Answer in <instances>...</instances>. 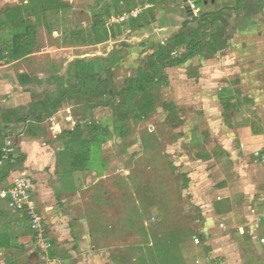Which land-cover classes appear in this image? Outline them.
I'll return each instance as SVG.
<instances>
[{
  "label": "crops",
  "instance_id": "crops-1",
  "mask_svg": "<svg viewBox=\"0 0 264 264\" xmlns=\"http://www.w3.org/2000/svg\"><path fill=\"white\" fill-rule=\"evenodd\" d=\"M249 1L204 0L200 15L220 10L224 17L227 13L238 15L237 30L228 35L217 51L202 49L185 64L165 70L170 81L167 89L173 99L185 95L187 88L190 100H202L204 110L201 116L197 109L191 112L187 121L191 124L189 132H182L181 126L178 130L174 128L172 135L173 147L179 150L178 171L188 172L187 193L195 196L192 201L200 200L203 214L201 222L190 227L199 243L188 240L181 246L186 258L194 262L190 264H264V0H253L259 4L255 13L247 12ZM215 6L218 9L210 11ZM76 8L79 20L74 22ZM188 11L191 10L186 9L185 2L180 5L173 0H0V125L4 116L14 110L30 113L29 122H35L37 115L43 118L39 123L41 133H11L6 139L4 148L12 141L15 151L5 156L2 150L0 190L16 177L27 174L33 177L37 186L35 201L46 217L52 246L55 243L57 248H65L67 262L81 256L78 264H118L116 259L120 258L115 257L116 246L102 240V236L106 240L111 232L97 230L103 225L100 221L103 214L93 220L84 213L78 217L71 201L79 195L86 174L70 170V154L79 153L81 148L70 146L66 150L64 143L50 142L64 137L68 130L74 132L83 117L73 122L72 129H65L63 109L51 106L50 110H44L48 100L41 99L40 93L52 92L53 80L45 75L47 72L29 64L37 56H62L65 47L94 48L109 44L106 58L121 59L112 71L124 65L123 72L129 78L123 85L127 88L130 78H136L140 67L157 55L162 45L187 32L186 21H190L193 29L198 28ZM101 22L109 30V40L100 37L102 40L96 43L92 26ZM28 26L36 29L33 51L25 58L12 59L14 39L26 34ZM76 32L78 37L74 36ZM66 35L70 37L69 46H65ZM49 39H55L59 45L52 50L50 45L41 47V41L48 43ZM210 39L208 35L205 41ZM128 43H134L133 50L138 48L141 53L138 59L126 58L124 62L117 46ZM139 58L145 61L141 62L143 65L139 64ZM73 68V81L78 83ZM181 68L185 80L179 76L173 80L170 71ZM111 80L113 87L115 83ZM172 102L176 107L180 105ZM60 104L62 107L65 102ZM163 109L170 113L166 105ZM75 115H66V120L71 122ZM176 117L174 120L179 121L180 117ZM149 119L148 115L145 121ZM10 156L13 159L6 161ZM19 222H24L32 232L19 212L9 206L0 209V264H19L8 257L9 251L15 254L22 248L16 240ZM107 224L111 226L106 223L103 227ZM201 237L203 245L196 246L201 244ZM206 252L208 256L204 258Z\"/></svg>",
  "mask_w": 264,
  "mask_h": 264
},
{
  "label": "rangeland",
  "instance_id": "rangeland-1",
  "mask_svg": "<svg viewBox=\"0 0 264 264\" xmlns=\"http://www.w3.org/2000/svg\"><path fill=\"white\" fill-rule=\"evenodd\" d=\"M173 1L180 5L184 3V0ZM194 1L197 10L193 13L200 16L199 9L203 6L204 0ZM207 1L210 3V0ZM247 4H250L247 12L255 13L258 10L257 1L250 0ZM217 9L215 6L210 11ZM77 10V8L73 10L74 22L79 20ZM202 12H204L203 8ZM239 20L238 15L235 17L231 13H227L226 17L221 19V27L220 30H217L218 32L216 31V36L214 38L210 36V41H206L205 45L215 42L218 45H224L228 35L234 34L237 30ZM64 42L65 46L71 45L68 35ZM133 44L117 46L121 55H124V62L126 58L129 60L138 59L141 51L137 50L138 48L133 50ZM58 45L59 42L55 39H49L48 43L44 40L41 41V47L45 46L51 50ZM108 49H110L109 44L94 48L65 47V53L62 56L61 54L55 55L54 58L51 57V54L45 57L37 56L29 64L37 70H44L48 73L45 75L53 80L51 81L52 92L47 91L46 95V92L42 91L40 97L48 100L45 102L49 107L44 110H49L51 106L57 110L58 108L63 109L61 114H65V129H72L73 122H77V120L79 122V119L84 118L90 111L89 116L92 122L110 133L108 141L103 144L97 154V157H101L103 162L95 161L92 170L86 171L84 183L78 190L79 195H75L71 199L75 203L76 215L83 217L85 214L86 217H91L93 220L96 215L103 214L100 221L103 225L110 223L111 226L107 224L108 227L105 228L102 225L97 230L111 232L106 240L105 235L102 234L104 235L102 240L116 246L117 250L113 251L115 257L120 258L116 259L120 262L118 264H165L164 259L180 255L183 258L182 264L194 263L186 258L181 246L188 240L195 242L196 239L193 238L194 233L191 232L190 227L197 226L198 222H201L202 208L198 204L200 200L192 201L195 196L187 193L189 188L185 185L188 172L181 174L178 171L180 157L177 152L179 150L173 147L172 135L174 128L178 130L181 126H184L181 129L182 132L188 131L191 124L187 121L191 117V112L195 113V109L200 112L199 116L204 114L201 106L202 100L192 102L188 97L190 90L187 88L186 91L189 93L186 92L187 94L185 93L179 99H173L170 90L167 89L169 85L159 86L155 88L154 92L159 96V101L149 114L150 119L145 121V115L139 111L138 106L131 104L124 110L122 108L127 97L123 82L129 78L128 74L123 72L124 65L116 66V71L112 73L111 79L113 84L115 83L114 90L108 86L109 88H104L101 95L95 97L85 95L84 91L79 92L78 83L73 81L72 76L75 62L97 58L107 59ZM116 61L120 62L121 59L118 58ZM143 61L142 58H139V64L143 65L145 62ZM183 71L184 68L172 70L170 76L175 81L178 76L180 80H185L181 77ZM167 82L169 84V79ZM164 100L167 101L165 104H163ZM173 100L180 105L174 106ZM62 101L65 102V105L60 107ZM163 105L167 106L171 114L168 113V110L163 112ZM171 107L174 112L171 111ZM73 114H76V118L68 122L66 115L70 117ZM125 116L127 119L123 120L122 118ZM175 116L180 117V120H174ZM69 131L71 130L63 134L64 137L61 136L50 142L64 143L65 146L70 144L71 147L81 148L77 139L84 136L89 137L84 129L79 131L75 129L74 133L76 134L71 136ZM188 154L189 152L186 155L188 156ZM105 167L106 169H104ZM95 172L100 176L95 175ZM3 200H1L0 209H8L7 201ZM16 232L18 236L16 240L22 248L17 249L15 254H11L9 251L8 257L18 260L19 264H78L79 259L80 261L82 259L81 256H78L67 262L65 248H57L55 243L53 247L52 242L49 252L41 253L34 239V232L29 231L24 222H19ZM172 233L177 234L178 243L176 245L178 248L171 250L166 247L167 243L164 242V239L167 238L166 235ZM45 237L51 241L48 229ZM200 241L201 244L196 246L203 245L202 237ZM156 244L161 246L162 255L158 254L159 249L156 248ZM207 256L206 252L204 258ZM216 259L221 262L220 258ZM174 264H180V262L175 261Z\"/></svg>",
  "mask_w": 264,
  "mask_h": 264
},
{
  "label": "trees",
  "instance_id": "trees-1",
  "mask_svg": "<svg viewBox=\"0 0 264 264\" xmlns=\"http://www.w3.org/2000/svg\"><path fill=\"white\" fill-rule=\"evenodd\" d=\"M188 13L189 15L191 14L190 16H193L192 22L198 23V28L193 29L189 26L190 21H186L184 28L187 29V32L177 34L174 38L170 39L167 44L161 46L157 55L151 56L145 62V65L140 67L136 78L131 79L129 87L124 90L127 97L122 105L123 110L129 105L134 104L138 106L139 111L144 113V118H146L159 101V96L154 93L155 88L168 85V78L165 73L167 68L185 64L197 56L198 52L202 49L205 50L207 48L212 52L218 50V43L215 42L208 45L206 43L205 45V38L208 35L213 38L216 36V31L220 30L221 27L220 19L224 17L223 11L206 13L198 17H195L193 11H188ZM35 32L36 29L34 27L28 26L26 34H20L15 37L13 42L14 49L11 54L12 59L25 58L32 53L35 46ZM92 33L95 35L96 43L102 40L100 37L109 40V30L103 22L93 25ZM74 34V36H79L77 32ZM116 60L117 58L110 57L108 59L97 58L90 61H76L74 67L79 92L84 91L85 95L95 97L101 95L104 88L108 86L112 87L110 80L113 73L112 67L117 64ZM46 107L48 108L49 106ZM170 109L174 112L172 107ZM89 113L90 111L80 120L76 127L77 131L81 129L87 131L89 137L84 136L77 139L81 144V151L70 154V170L72 172L90 171L94 167L95 161L103 162L101 157H97V154L103 144L108 141L110 133L93 123ZM30 116V113L22 114V111L19 110L10 111L4 116L3 124L0 125V160L3 157L2 150L7 141L6 139L11 133H16L17 135L23 133L32 135L41 133L39 123L43 120L42 116L37 115L35 122H29ZM122 119L126 120L127 118L125 116ZM75 134L71 132L70 136ZM70 146V144H67L65 148H69ZM12 159L13 156H10L6 161L10 162ZM165 237L167 238L164 239V242L167 243L166 247L168 249L172 250V248L177 247L178 240L176 233L166 235ZM156 248L159 249L158 254L162 255L161 246L156 244ZM163 261L167 264H174L175 261L182 264L183 258L180 255L179 257L166 258Z\"/></svg>",
  "mask_w": 264,
  "mask_h": 264
},
{
  "label": "built area",
  "instance_id": "built-area-1",
  "mask_svg": "<svg viewBox=\"0 0 264 264\" xmlns=\"http://www.w3.org/2000/svg\"><path fill=\"white\" fill-rule=\"evenodd\" d=\"M186 1L191 11L197 10L194 0ZM14 151L13 142L8 141L7 146L3 150L4 155H12ZM36 194L37 186L33 177L28 174L16 177L9 186L0 190V198L6 200L9 208L19 212L26 219L34 232V239L41 253H47L51 249V241L45 237L47 230L46 217L38 209L35 201ZM195 242L198 244L199 240L196 239ZM262 243L264 244V237L262 238Z\"/></svg>",
  "mask_w": 264,
  "mask_h": 264
},
{
  "label": "water",
  "instance_id": "water-1",
  "mask_svg": "<svg viewBox=\"0 0 264 264\" xmlns=\"http://www.w3.org/2000/svg\"><path fill=\"white\" fill-rule=\"evenodd\" d=\"M184 2L186 3V9L189 10L190 8H189V5H188L187 1L184 0Z\"/></svg>",
  "mask_w": 264,
  "mask_h": 264
}]
</instances>
